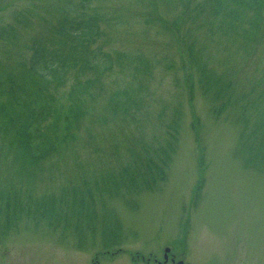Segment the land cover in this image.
<instances>
[{"label":"rangeland","instance_id":"rangeland-1","mask_svg":"<svg viewBox=\"0 0 264 264\" xmlns=\"http://www.w3.org/2000/svg\"><path fill=\"white\" fill-rule=\"evenodd\" d=\"M65 4L0 0V27L16 24L17 10L28 7L33 14L31 27L18 25L17 40L0 37V77L16 71L26 46L45 28L43 17L51 19ZM212 6H218L215 0H97L105 31L99 44L120 53L121 61L86 94L88 114L78 137L38 172L42 196L22 198L36 210L51 193L82 194L89 187L97 198L96 239L80 244L65 221L55 226L41 216H23L0 231V264H264V136L248 133L236 118L241 105L249 111L255 103L249 123L264 119V29L248 21L228 27L219 21L223 5L217 18ZM201 75L218 81L217 90L224 86L231 102L244 103L217 114L202 92ZM117 92L130 96L134 119L115 112ZM175 113L181 119L177 150L157 155V168L150 169L146 160L167 146ZM129 166L133 184L124 176ZM17 174L0 166V189L32 192ZM116 226L120 239L112 243Z\"/></svg>","mask_w":264,"mask_h":264},{"label":"trees","instance_id":"trees-1","mask_svg":"<svg viewBox=\"0 0 264 264\" xmlns=\"http://www.w3.org/2000/svg\"><path fill=\"white\" fill-rule=\"evenodd\" d=\"M220 1L222 3L215 0L218 6H212L211 15L217 18L223 5L224 12L219 19L222 24L235 29L241 22L248 21L253 29H264V0ZM96 3L97 0H66L65 7L57 6L56 15L51 19L43 17V21L47 24L26 46L24 58L17 64L16 71L0 77V140L2 142L0 166L7 167V171L15 169L18 176L21 173L22 180L29 182L32 191L0 189V231L14 227L23 216L34 215L41 216L50 225L55 226L65 221L64 226L72 227L75 232L72 235L80 244L90 237L93 238L92 240L96 239L95 221L98 220V213L95 199L97 198L89 187H86V191H81L82 194L73 191L69 194L64 192L62 195L51 193L46 197L43 196L46 200H50L43 201L36 210L30 209L31 204L28 205L22 199L25 195L29 196V201H34L32 196H42L37 193L38 172L52 155L58 153L62 145L69 143L70 137L72 139L78 137L76 131L85 124L88 114L86 105L89 99L86 94L91 86L110 76L115 71L118 61H121L120 53L113 55L104 49L102 43L99 44L102 39L103 42L105 41V31L102 28L104 19L97 6L95 7ZM31 11L32 9L28 7L17 10L15 15L17 25L13 23L8 24L7 27H0V37L17 40L18 25L32 26L29 20L33 17ZM175 33L178 31L175 30ZM27 51L30 52L29 57L25 56ZM142 67L144 68L142 72L147 75L150 70L148 64L143 62ZM71 80L70 90L66 95H62L60 89L66 87ZM205 81L201 75L202 92L204 96L210 97L213 110L217 114L226 111V107L229 108L230 104L237 105L239 101L244 103L243 98L231 102V97L228 98L227 93L224 92L226 90L224 86L219 88L222 90H217L218 81L212 84ZM122 96L127 97L128 93L117 92L111 100L115 112L121 111L125 121L129 118L134 119L130 96L125 99H122ZM246 105H241L242 117L236 118L244 124L248 133L251 130L260 132L258 135L264 136V119L249 123V118L253 115L257 104H252L249 111H245L248 109ZM174 115L171 124L168 125L167 146L161 145L164 149L155 150L151 158L146 160L148 166L151 165L150 169L157 168V163L153 159L157 155L164 154V157H170L177 150L181 119L179 113ZM194 130L199 131L196 127ZM143 151L148 152L149 149ZM165 162H169V159ZM131 175L133 174L130 172V166L126 167L124 176L131 184L136 183V179ZM163 180L164 178L160 179ZM126 187L129 188V185ZM115 188H120V184L115 185ZM13 198L19 199L20 202H13ZM41 199L37 203H40ZM72 218H75V223H72ZM102 228L104 235L108 228L105 218L102 221ZM114 230L116 233L113 234L112 243L120 239L117 231L121 232V227L116 226Z\"/></svg>","mask_w":264,"mask_h":264},{"label":"water","instance_id":"water-1","mask_svg":"<svg viewBox=\"0 0 264 264\" xmlns=\"http://www.w3.org/2000/svg\"><path fill=\"white\" fill-rule=\"evenodd\" d=\"M169 252H170V249L167 248V249L165 250V262H167V261L169 260ZM173 262H174V259H173ZM177 264H184V263L181 261V262H179V263H177Z\"/></svg>","mask_w":264,"mask_h":264}]
</instances>
